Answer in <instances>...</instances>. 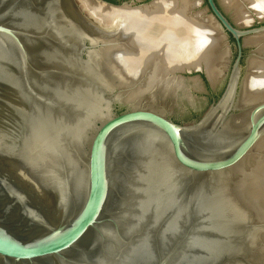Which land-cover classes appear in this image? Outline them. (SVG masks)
<instances>
[{"label": "water", "instance_id": "95a60500", "mask_svg": "<svg viewBox=\"0 0 264 264\" xmlns=\"http://www.w3.org/2000/svg\"><path fill=\"white\" fill-rule=\"evenodd\" d=\"M80 1L92 20L75 0H0V264H255L242 259L264 220L236 208L227 176L264 139V100L236 122L246 41L264 25L242 29L206 0L237 54L220 97L178 124L103 81L101 29ZM179 76L217 87L203 70Z\"/></svg>", "mask_w": 264, "mask_h": 264}, {"label": "bare ground", "instance_id": "6f19581e", "mask_svg": "<svg viewBox=\"0 0 264 264\" xmlns=\"http://www.w3.org/2000/svg\"><path fill=\"white\" fill-rule=\"evenodd\" d=\"M83 1L101 29L90 34L93 42L104 44L103 49L91 56L92 61L103 81L113 91L119 90L118 96L124 102L133 107H140L145 102L151 108L158 99L168 98L177 102L178 99L190 97L191 89L189 90L187 80L179 76L184 71L206 70L215 86L221 80V69L226 58V47L222 45L223 36L217 33L219 27L212 16L210 18L216 27L210 21L208 25L209 23L194 16V0H158L150 7L140 8H111L92 0ZM240 12L242 11H236L237 16ZM82 30L84 33L83 28ZM247 41L264 51V37H254ZM249 69L251 72L249 71L245 81L241 108L249 107L236 121L237 129L246 125L247 112L251 107L264 100V62L252 59ZM189 82L195 87L198 80L190 79ZM253 153L257 155L254 156ZM252 155L255 159L251 156L250 160L237 166L244 176L248 165L254 167L246 176L248 182L243 181V193L239 197H245L247 202L243 203L252 207L257 215H261L264 200L257 196L254 181L262 176L261 181L264 182V139L257 144ZM234 200L232 201L236 205Z\"/></svg>", "mask_w": 264, "mask_h": 264}, {"label": "rangeland", "instance_id": "374dc122", "mask_svg": "<svg viewBox=\"0 0 264 264\" xmlns=\"http://www.w3.org/2000/svg\"><path fill=\"white\" fill-rule=\"evenodd\" d=\"M75 2L78 5V7L80 8V10L82 11V13L84 15H86L88 18H90V20H92L89 12L87 11L86 7H84L82 2L80 0H75ZM194 3H195L194 7H193L194 13L192 12L194 14V16L195 17L197 16L199 19L202 20V22H204L206 24H208L210 21L211 25L216 27L217 25L214 23V21H212V18H210L211 15L207 10L206 0H194ZM218 3L220 5V7L222 8L223 12L230 19V21L242 29H249V28H254V27L260 26V25H264V0H218ZM237 10L242 11V12H240V14L238 16L236 13ZM239 17H242V18L238 19ZM210 23L208 25H210ZM216 30H217V28H216ZM218 32H219V34H221L223 36L222 37L223 42L222 41L221 42H222L223 47L224 48L226 47L225 49H226L227 55L226 54L224 55V58L225 57L226 58L224 59V63H225V64L223 63L224 66L222 65L223 70L221 69V77L222 78H220L221 80H219L217 87L215 89H210V87L208 86L207 83H204V85H202L199 81L197 82V85L194 87L193 83L189 82V80H187V85L189 86V90L191 89L190 90V97L178 99L179 101L176 100L177 102H175L174 99H168V98L167 99H158L155 102L156 104L154 103L151 105V108L153 107L152 109L158 111L159 113H162V114L168 116L169 118H171L174 122H176L178 124H190V123L197 120L194 118L195 115H198L200 117L203 116V114L209 109L210 105L213 103L212 100L219 97L222 94L224 86H225L226 77H228V74H229L228 69H230V67L233 65L234 60L236 58L237 51H236V46H235L234 41L230 37H227L226 35H224L219 29H218L217 33ZM262 37H264V36H261V38ZM257 38H260V37H257ZM247 42H246V45H247L246 56H247V58H246V62H245L244 76H245V78L248 79V76L251 72V69H249V66H248L249 62L252 59L257 60V61L260 60V61L264 62V51L261 50L260 48H258L256 45L255 46L251 45L249 43V41H247ZM252 52H255L257 54V57L251 58L250 55ZM203 72L206 73L207 71L203 70ZM194 75H198V74H194ZM186 77L189 78V75L186 74ZM159 101H160V103H159ZM126 104L130 107L132 106L128 103H126ZM142 106L150 108V105H148L145 102H143ZM247 107H249V106H246L244 109H248ZM244 124H245V122H244ZM253 154H254V156L257 155L256 153H253ZM254 156L252 155L251 158L255 159ZM251 158H249V160ZM253 168L254 167L248 165L246 168L245 176L243 175V173H241L242 174L241 175L239 172L240 170L237 168H235L236 171L233 170V172L227 176L228 177L227 178L228 183L230 184L229 187L232 190V192L230 190V194L233 197L231 199L232 200L235 199L234 200L236 203L235 206H236V208L241 210L242 215H246V214H248L249 211H251L249 213L251 215H253L255 218H257V219L260 218L259 220H264V218H263L264 217V211L260 212L261 215H259V213L257 215V213L252 211V207H250L249 205H248L249 207H247L243 203V202H247V201H245L246 199H244L245 197H243V196L239 197V194L241 195V193H243V191H241V190H243L242 187H244V184H245L244 182H246V183L248 182V180L246 179V176L248 174H250V172L253 170ZM260 171H263V169H260ZM260 174H262V172ZM261 177L262 176H260V179H257L256 181H254L255 182L254 188L257 187L255 190L256 194H258L257 196H259V198L261 197L260 199L264 200V182L261 181L263 179ZM260 185H261V187H260ZM239 186L241 189L239 188ZM261 188H263V190H261ZM258 190H259V192H258ZM241 197H243V198H241ZM240 198L242 200L243 199L244 200L242 201ZM239 203H240V206H239ZM241 204H242V206H241ZM247 204H249V203H247ZM262 224H264V222H262ZM262 224H257V226L255 227L257 229H255V234H253L254 235V238H253L254 241L252 240L251 243L249 242L250 245H253L252 243L254 242V247L247 249V253L243 255L242 261L247 260V261H251L252 263H255V264H264V234H263L264 233V226H262ZM260 226H262V228H258ZM259 237L261 238L260 240H259Z\"/></svg>", "mask_w": 264, "mask_h": 264}, {"label": "trees", "instance_id": "16d2710c", "mask_svg": "<svg viewBox=\"0 0 264 264\" xmlns=\"http://www.w3.org/2000/svg\"><path fill=\"white\" fill-rule=\"evenodd\" d=\"M105 1H107V2H109V3H112V4H115V5H119V4L123 3V2H126V0H105ZM219 97H220V96H219ZM219 97H217V99H218ZM217 99H216V100H217ZM199 118H200V117H199ZM199 118H197V120H198Z\"/></svg>", "mask_w": 264, "mask_h": 264}, {"label": "flooded vegetation", "instance_id": "af4514ba", "mask_svg": "<svg viewBox=\"0 0 264 264\" xmlns=\"http://www.w3.org/2000/svg\"><path fill=\"white\" fill-rule=\"evenodd\" d=\"M127 1H130V0H126V2H127ZM216 99H217V98L213 99L212 101H214V100H216ZM199 117H200V116H198V115H195V117H194V118H195V119H197V118H199Z\"/></svg>", "mask_w": 264, "mask_h": 264}]
</instances>
